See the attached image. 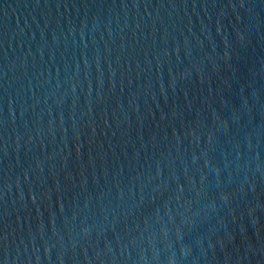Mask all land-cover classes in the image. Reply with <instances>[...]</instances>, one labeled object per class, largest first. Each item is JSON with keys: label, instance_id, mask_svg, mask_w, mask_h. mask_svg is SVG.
<instances>
[{"label": "water", "instance_id": "95a60500", "mask_svg": "<svg viewBox=\"0 0 264 264\" xmlns=\"http://www.w3.org/2000/svg\"><path fill=\"white\" fill-rule=\"evenodd\" d=\"M0 264H264V0H0Z\"/></svg>", "mask_w": 264, "mask_h": 264}]
</instances>
